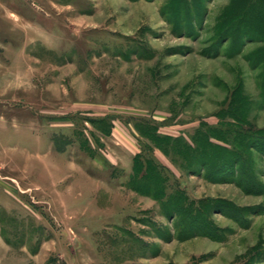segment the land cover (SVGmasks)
<instances>
[{"label": "rangeland", "instance_id": "rangeland-1", "mask_svg": "<svg viewBox=\"0 0 264 264\" xmlns=\"http://www.w3.org/2000/svg\"><path fill=\"white\" fill-rule=\"evenodd\" d=\"M117 117L140 152L94 171ZM48 146L82 201L0 159V264H264V0H0V158Z\"/></svg>", "mask_w": 264, "mask_h": 264}, {"label": "crops", "instance_id": "crops-1", "mask_svg": "<svg viewBox=\"0 0 264 264\" xmlns=\"http://www.w3.org/2000/svg\"><path fill=\"white\" fill-rule=\"evenodd\" d=\"M139 139L140 135L131 121L120 117L113 118L110 122L108 133H105L101 138L102 144L97 147L93 158L89 162V168L102 173L117 167L131 169L138 152H140ZM47 153L49 160L39 153L34 155V160L42 168L40 171H37L38 166L35 165L33 167L30 166V168L28 166L27 168L21 166L20 168V156L12 157L9 160L1 157L2 161L10 164L6 177L10 178L11 183H13V181L17 182L18 179L24 176L32 184L33 188L36 190L42 189V192L47 197L45 201L53 204L54 208L60 207L62 203L81 202L83 196L78 193L80 191L76 179H73L74 181L70 183L69 193L66 194L65 190H63V186H66L67 177L76 178L79 173L77 166L74 163H68L64 154L60 153L55 156L49 146ZM46 159L48 160L47 162ZM53 159L59 162L54 163ZM10 195L11 199L12 194ZM8 197L7 195L5 197L0 195V201L3 199L8 201Z\"/></svg>", "mask_w": 264, "mask_h": 264}]
</instances>
